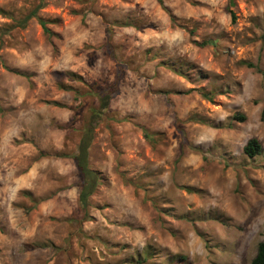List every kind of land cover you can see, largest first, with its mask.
<instances>
[{
    "label": "rangeland",
    "instance_id": "rangeland-1",
    "mask_svg": "<svg viewBox=\"0 0 264 264\" xmlns=\"http://www.w3.org/2000/svg\"><path fill=\"white\" fill-rule=\"evenodd\" d=\"M40 1L0 0V264H250L264 240V0H44L51 34L13 27ZM116 81L86 215L68 156Z\"/></svg>",
    "mask_w": 264,
    "mask_h": 264
},
{
    "label": "trees",
    "instance_id": "trees-1",
    "mask_svg": "<svg viewBox=\"0 0 264 264\" xmlns=\"http://www.w3.org/2000/svg\"><path fill=\"white\" fill-rule=\"evenodd\" d=\"M158 2L163 5V0H158ZM45 6L44 0H41L40 3L34 7L26 16L17 20L13 27L18 28H26L28 23L35 19L38 24L43 28L45 33L51 34L52 32L48 28L49 21L42 18L39 15V11ZM235 6V0H228V8L232 9ZM232 19L235 18L232 10L229 11ZM200 47L213 46L217 47L218 44L214 40L203 41L198 44ZM244 64L250 68H254L255 66L250 62H244ZM118 82L108 85L103 90L99 91L95 96L98 97V107L91 109L90 117L88 122L84 125L81 140L77 146L76 151L68 156L74 160L75 166L79 172L80 180H81V190L79 193L78 203L80 209L84 212V214H88V209L90 207V198L94 195L96 190L100 185V176L99 174L93 170L90 166L89 162V151L91 144L94 138V132L96 127L100 122L104 120L106 117L107 111L109 109L111 100L118 93ZM203 96L208 100L212 101L216 96L214 92L212 93H203ZM81 96L77 95L78 105L81 103ZM236 119L240 122L246 120L244 115H236ZM144 134L146 139L152 140L153 134L149 133L147 130H144ZM262 151V146L260 142L256 138L250 139L244 147V153L250 159H254L259 156ZM147 258L143 260V262H137L138 264L146 263ZM250 264H264V240L260 242L258 245L257 253Z\"/></svg>",
    "mask_w": 264,
    "mask_h": 264
}]
</instances>
